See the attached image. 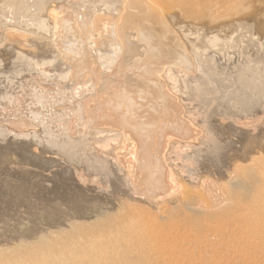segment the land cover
Listing matches in <instances>:
<instances>
[{
  "label": "bare ground",
  "instance_id": "6f19581e",
  "mask_svg": "<svg viewBox=\"0 0 264 264\" xmlns=\"http://www.w3.org/2000/svg\"><path fill=\"white\" fill-rule=\"evenodd\" d=\"M207 1L211 0H0V33L7 34L8 41L18 45V59L27 61L29 58L34 59L41 53L38 50L40 47L52 52L55 61L58 64H65L67 66L65 70L69 68L71 73V83L77 90L74 91L76 103L75 108H68L79 117V126L84 127L85 131L94 137L102 136L105 140L123 139L126 141V145L123 143L124 146L129 143L126 147L128 152L123 150L120 152L118 149H112L111 153L109 149L108 152L103 150L102 153L100 150L98 153L93 151L96 154L93 153L91 157L95 161L91 163L95 162L97 167L92 164L91 171L97 168L99 172L107 173V177L116 185L115 192H122L131 199H138L148 204L146 206L149 208L158 211L157 216L153 213L148 216L161 225H157L152 237L145 234L142 238L148 242L149 250H153L151 244L162 247L156 249L159 251L157 256L159 264L165 262L163 261L165 255H174L173 249L176 244L193 240L175 239L180 229L175 228L176 222L173 221L172 215L174 212L179 213L177 216L184 215L190 223H197L201 219L209 220L215 214L228 210V199L220 198V203L215 205L214 200L210 203L201 200L204 199L203 195L214 199V187L209 186L211 184L204 176L208 171L212 172L214 165L200 168L199 165L193 164L194 167L190 168L186 160L185 164L188 163L186 167L189 168L184 169L181 164L184 163L182 153H186L188 157L200 154L208 146L214 151V147L216 150L220 147V143L214 141L215 132L208 128L205 121H200L196 117L193 108L188 104L189 99L184 97L182 91L184 84L202 81L207 76L205 73L213 60H209L210 55L198 39L192 38L200 33L190 26L182 28L173 15L174 9L181 7L198 9L208 3ZM218 39H215L211 46L217 49L219 54L233 49L230 43L235 44L239 40H229V43L226 39L222 42ZM31 42L33 43L30 44ZM101 44L105 47L97 50ZM5 46L3 44L4 49ZM93 49L97 56L92 53ZM103 63L108 66L102 67ZM8 94L7 90L6 93L1 91L0 100L11 101L13 98ZM252 95L253 98L256 96L255 101L251 98L237 102L232 106L236 111H232L231 115L225 113L227 116H224V119L230 121L227 127L232 133L239 132L243 139L247 137L250 143H257L260 138H264V115H261L264 114V90L261 91L259 87ZM31 114L36 119L43 116ZM85 144L89 145L90 142ZM262 152L264 148L258 153L261 155ZM88 156L85 154L84 157L89 159ZM263 159L261 157L258 160ZM79 160L82 161L81 158ZM258 160L252 157L254 163ZM86 165L88 167V163ZM91 167L89 166V169ZM256 170L254 164L253 167L246 169V172L243 171L245 173L241 172L235 178L229 177L228 191L239 193L246 202L248 200L253 202L252 205H246L245 209L239 204L237 208L239 211L244 209L243 213L235 215L232 221L237 228L233 233L231 231V237L239 233L241 243L245 247V256L241 259V264H264V236L260 234L264 230V224L249 226L250 216L262 209L260 203L256 201L264 198V170ZM76 177L79 183L88 186L82 175L77 173ZM179 177L181 184L187 183L192 188L183 195L186 197V194H195V199H185L183 195L174 193L176 178ZM100 210L99 208L97 211ZM78 216L88 218L85 214ZM169 223L170 225H167ZM125 224L131 225L129 221ZM77 226L78 222L69 224L73 230ZM239 226L244 227V237ZM124 228L129 227L126 225ZM109 234L112 236L107 237L109 242L127 239L125 233L120 235V230L110 231ZM211 234L214 236V231ZM48 240L49 236L44 235L36 242L44 248L36 257L32 252L27 253L29 258L19 257L18 253L22 254V247L28 243H13L12 247L0 248V264H66L65 262L72 264L69 258L64 257V253L58 255L54 245ZM126 242H121L125 248L124 254L106 256L109 261L105 262L101 258L99 264L110 262L131 264L145 257L141 251L130 252ZM89 243L94 245L93 241ZM89 243L88 241L81 243V246L83 248L87 246L91 250L94 247ZM40 254L42 259H39Z\"/></svg>",
  "mask_w": 264,
  "mask_h": 264
},
{
  "label": "rangeland",
  "instance_id": "374dc122",
  "mask_svg": "<svg viewBox=\"0 0 264 264\" xmlns=\"http://www.w3.org/2000/svg\"><path fill=\"white\" fill-rule=\"evenodd\" d=\"M207 2L198 9L186 7L174 9L173 15L182 28L190 26L200 33L192 38L198 39L210 55L209 60H213L205 73L207 76L198 83L184 84L182 91L184 97L189 99L188 104L193 108L196 117L200 121H205L208 128L215 132L214 141L220 143V147L218 150L214 147V151L208 146L200 154L188 157L186 153H182L181 158L184 163L181 164L184 169H188L189 166L194 167L193 164L199 165L200 168H209L214 165L212 172L208 171L204 174L206 180L208 178V183L211 184L208 185L214 187V199L203 195L204 199L201 200L205 203L214 200L215 205L220 203V198L228 199V210L215 214L212 219H201L197 223H190L184 215L177 216L179 213L174 212L172 215L173 221L176 222L175 228L180 229L175 239L186 241L193 238V240L176 244L173 249L174 255H165L163 259L165 262L162 264H241V259L245 256V247L241 243L239 233L231 237V231L233 233L237 228L232 221L235 215L243 213L246 205H252L253 202L252 200L246 202L239 193L228 191L229 177H237L236 175L246 172V169L253 167L254 164L257 170H264L262 166L264 159L258 160L261 157L264 158V152L261 155L258 153L261 148H264V138L259 137L257 143H250L247 137L243 139L239 132L232 133L227 127L230 121L224 119V116H227L224 115L225 113L230 115L233 113L234 104L251 100L254 96L252 93L259 87L261 91L264 90V0ZM241 29L244 30L240 31ZM239 34L243 35V38ZM6 35L0 33V41L2 40L0 42V93L1 91L6 93L7 90L8 95H11L13 99L0 100V248L12 247L14 244L24 242L28 245L22 247L23 253H18L19 257L29 258L28 252H32L36 257L37 253L39 251L41 253L44 249L40 243L36 242L41 236L46 235L49 236L48 241L54 245L56 253L58 255L64 253V257L69 258L72 264L79 262L99 264L101 258L107 262L109 258L106 256L124 254L125 248L121 242L127 241L126 245L129 246L130 252L141 251L145 256L131 264H146V261L148 264H159L157 263L159 251L156 249L162 247L151 244L153 250H149L148 242L142 238L145 234L152 237L157 225H161L148 216L152 213L157 216L158 211L150 207L151 210L149 206H146L148 204L138 199H131L122 192L117 191V194L116 185L107 177V173L100 171L101 174L97 168L96 172L93 169L95 174L92 173L93 170L91 171L92 164L96 166L95 162L91 163L95 161L92 157L99 150L100 153L103 150L108 152V149L109 153L117 149L120 152L122 150L128 152L126 147L129 143L124 146L126 141L123 139H110L112 140L110 142L109 139H102V136L94 137L87 133L84 127L79 126V117L70 110L75 108L74 91L76 89L71 83L69 68L65 70L67 68L65 64H58L52 57L53 53L45 47L38 49L41 53L34 59L29 58L28 61L18 59V45L8 41ZM217 38L219 42L224 39L229 43V40L241 41L242 39V41L238 40L236 45L230 43L233 49L219 54V51L211 46ZM3 44L6 45L7 51L3 48ZM103 47L105 46L101 44L97 50ZM94 52L95 49L92 53L97 56ZM101 58L102 55L100 60ZM103 64L104 68L108 66ZM255 100L256 96L253 98V101ZM31 113L43 116H37L39 119H36ZM83 140H87L85 143L90 142V144H85ZM99 142L103 145L101 146ZM104 145L107 147H103ZM75 148L79 151L74 150ZM84 153L87 156L89 154L90 158H85ZM192 157H195L194 160ZM252 157L258 160L257 164L252 161ZM186 160L189 162L188 167H186L188 163L185 164ZM89 166L92 167L89 169ZM102 170L107 172L105 169ZM77 173L87 180L88 186L78 182ZM180 179L181 177L176 178L177 184L173 190L177 195H183L184 192L192 189L187 183L181 184ZM183 196L185 199L196 197L195 194ZM256 202L260 203L262 209L250 216L249 226L264 224V213L261 212L264 211V198ZM239 204L244 206L241 211L237 208ZM99 208L101 210L97 211ZM83 214L88 218L78 216ZM131 220H135L134 223H131ZM127 221L131 225L125 224ZM71 222H78L79 226L74 230L70 229ZM126 225L129 228L125 229ZM238 228L244 237V227ZM113 230H120V235L125 233L127 239L109 242L107 237H112L109 233ZM212 231L214 236L211 234ZM260 234L264 236V230ZM87 241L94 242V245L89 243L94 247L93 249L89 250L87 246L85 248L81 246V243ZM113 248L116 249L113 250ZM42 258L40 254L39 259Z\"/></svg>",
  "mask_w": 264,
  "mask_h": 264
}]
</instances>
